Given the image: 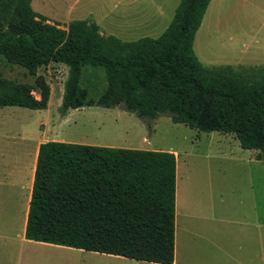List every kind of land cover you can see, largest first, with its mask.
Segmentation results:
<instances>
[{
  "label": "trees",
  "instance_id": "1",
  "mask_svg": "<svg viewBox=\"0 0 264 264\" xmlns=\"http://www.w3.org/2000/svg\"><path fill=\"white\" fill-rule=\"evenodd\" d=\"M209 1L180 0L159 36L123 40L93 20L61 27L31 0H0V59L30 75L49 62L67 65L62 114L121 106L148 131L167 115L198 132L231 133L264 163V65L199 61L192 44ZM85 67L104 72L97 99L81 85ZM49 93L41 74L34 84L0 77V106L44 109ZM175 188L171 151L47 140L38 148L24 237L172 264Z\"/></svg>",
  "mask_w": 264,
  "mask_h": 264
},
{
  "label": "rangeland",
  "instance_id": "2",
  "mask_svg": "<svg viewBox=\"0 0 264 264\" xmlns=\"http://www.w3.org/2000/svg\"><path fill=\"white\" fill-rule=\"evenodd\" d=\"M179 2L180 0H31V7L54 23L66 26L74 19H89L96 22L105 35L135 40L143 36H159L171 22ZM192 48L199 61L207 66L264 65V0H210L195 33ZM38 74L44 76L50 88L46 108L0 106V204L13 202L9 193L15 188L13 178L17 167L24 160L19 159L17 163L16 157L22 156V149L35 146L40 139L55 137L56 140L92 145L165 151L172 148L178 153L176 162L180 187L188 173L204 171L209 167L217 174L224 173L228 177V196L243 195L235 189L238 184L241 186V183L246 182L245 177L239 173L242 174L250 167L254 176L257 215L264 219V164L260 161L258 165L245 163L243 159L256 150L243 148L231 133L198 132L182 123L172 122L167 115L155 119L148 131L135 113L121 106H83L68 109L62 114L61 102L68 66L60 62H49L38 67L36 75ZM36 75H30L25 68L7 64L0 59V77L34 84ZM81 85L91 97L97 99L106 87L103 70L85 67ZM32 93L39 98L37 91ZM220 136H227V140H218ZM229 156L235 158L227 159ZM242 188L246 193V188ZM180 194L181 190L179 196ZM17 205L19 208L20 203ZM251 213L248 215L253 218L254 213ZM7 229L13 235L19 232L18 225ZM67 252L69 251L51 252L49 260L45 258L40 263L93 264L85 253L69 255ZM96 263L109 264L100 260Z\"/></svg>",
  "mask_w": 264,
  "mask_h": 264
},
{
  "label": "crops",
  "instance_id": "3",
  "mask_svg": "<svg viewBox=\"0 0 264 264\" xmlns=\"http://www.w3.org/2000/svg\"><path fill=\"white\" fill-rule=\"evenodd\" d=\"M60 26L65 27L61 24ZM226 137L220 136L218 140H227ZM54 138L40 139L35 146L31 145L27 148L28 150L22 149L20 152L22 158L16 157L17 163L19 159L24 158V160L22 165L17 167L13 178L15 188L9 193L13 202L0 204V264H42L40 261L51 257V252L55 253L56 250H68L66 254L69 255L85 253L93 264H97L96 261L99 260L107 261L109 264H159L24 237L39 144L47 140H56ZM168 151L173 152L177 159L176 150L170 148ZM256 153L257 150L246 156L243 159L245 163L262 162L256 158ZM234 158L227 157V159ZM188 174L180 187L176 162L174 261L172 264H264V219L257 215L256 193L253 188L254 176L250 167L242 174L239 173L245 177L246 182L241 183V186L247 190L246 193L243 192V188L238 184L235 190L244 195L240 194L239 197L226 194L229 185L228 177L224 173L217 174L216 171L207 167V170ZM179 190H181L180 196ZM259 195L261 196L260 191ZM262 196L264 198V188ZM245 197L248 199H244ZM17 203H20L19 208ZM262 205L264 206V200ZM249 212H252L251 215L254 213L253 218L248 215ZM14 225L19 226L20 233L17 232L16 235L7 229ZM38 249H44V251Z\"/></svg>",
  "mask_w": 264,
  "mask_h": 264
}]
</instances>
